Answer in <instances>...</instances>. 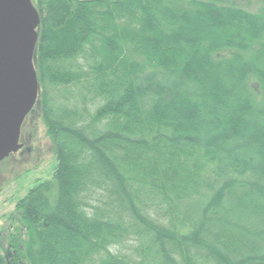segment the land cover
Listing matches in <instances>:
<instances>
[{"label":"trees","instance_id":"obj_1","mask_svg":"<svg viewBox=\"0 0 264 264\" xmlns=\"http://www.w3.org/2000/svg\"><path fill=\"white\" fill-rule=\"evenodd\" d=\"M31 2L56 164L0 264H264V1Z\"/></svg>","mask_w":264,"mask_h":264},{"label":"water","instance_id":"obj_2","mask_svg":"<svg viewBox=\"0 0 264 264\" xmlns=\"http://www.w3.org/2000/svg\"><path fill=\"white\" fill-rule=\"evenodd\" d=\"M38 25L30 0H0V162L21 149L20 127L37 101Z\"/></svg>","mask_w":264,"mask_h":264},{"label":"rangeland","instance_id":"obj_3","mask_svg":"<svg viewBox=\"0 0 264 264\" xmlns=\"http://www.w3.org/2000/svg\"><path fill=\"white\" fill-rule=\"evenodd\" d=\"M256 12L264 0H219ZM22 148L0 162V253H12L13 237L22 238L17 202L37 182L50 181L56 161L45 134L38 106H34L21 127Z\"/></svg>","mask_w":264,"mask_h":264}]
</instances>
